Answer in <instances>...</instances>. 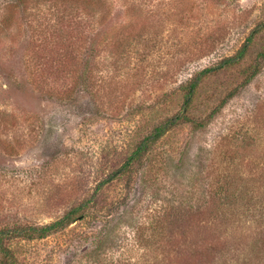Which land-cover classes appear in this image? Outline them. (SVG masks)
<instances>
[{
    "label": "rangeland",
    "instance_id": "rangeland-1",
    "mask_svg": "<svg viewBox=\"0 0 264 264\" xmlns=\"http://www.w3.org/2000/svg\"><path fill=\"white\" fill-rule=\"evenodd\" d=\"M262 23L264 0H0V230L87 203L9 239L17 264H188L209 245L215 264H264V29L202 80L192 121L104 183Z\"/></svg>",
    "mask_w": 264,
    "mask_h": 264
},
{
    "label": "trees",
    "instance_id": "trees-1",
    "mask_svg": "<svg viewBox=\"0 0 264 264\" xmlns=\"http://www.w3.org/2000/svg\"><path fill=\"white\" fill-rule=\"evenodd\" d=\"M95 2V1H94ZM264 29V23L261 25L257 26L250 36L247 38V41L244 43V45L232 56L226 57L223 59L218 66L204 69L198 75L191 81L188 91L185 95V102H184V108L183 112L181 114H177L169 119H167L163 124L160 126L156 127L154 131L146 137L144 140H142L137 146L136 149L132 152V154L128 157L127 161L125 164L116 171L115 173L112 174L110 179L104 181L106 184L107 182L115 179L118 177L120 174H123V172L127 171L136 161L140 160L144 154H146L151 147L159 140L161 137H163L170 129H172L174 126L186 122V121H192L187 116V111L191 107V103L193 102L194 96L197 92V89L202 82L203 79H205L207 76H209L211 73H214L218 70L225 69L228 67H233L236 65H239L242 63L245 58L248 55L249 52V47L250 44L252 43L254 37L260 33ZM261 54V53H260ZM259 66L258 63L255 65V69ZM254 73L248 77L246 82H250L251 79L253 78ZM245 82V83H246ZM225 104V101L222 103V105ZM221 105V106H222ZM218 109V108H217ZM102 183L101 185H103ZM262 190H264V185L262 186ZM264 194V193H263ZM243 198V197H242ZM86 208H87V203H82L79 206L72 208L69 212H67L62 218L47 224L43 226H28V227H23L20 229H8V230H0V252L3 256V264H17V260L15 257L14 252L11 250L10 246L7 245V241L9 239L14 238H25V239H34V238H40L44 239L48 236H50L52 233H56L61 230H65L69 226H71L73 223L84 219L85 214H86ZM264 209V208H263ZM234 213V211H233ZM238 215V214H237ZM236 215V217H237ZM234 227L232 223L227 219L224 222V225ZM231 224V225H230ZM223 223H220V226L222 228ZM167 228L169 230H174V226L171 222L168 223ZM235 228V227H234ZM261 235H264V231L261 232ZM214 235H209V239H211ZM231 241L229 238L226 240V242L222 241V246L227 247L230 242H237V235H235V232L232 233ZM264 238V237H263ZM214 240V237L211 239ZM202 242V241H199ZM238 243V242H237ZM259 244L258 241H254V245L257 246ZM261 246L264 247V240L261 243ZM205 248H199V249H190V252L184 251L186 254V258H188V264H215L216 261V256L219 252L218 247H210L207 246L206 250ZM226 250V249H225ZM236 250H240V245H236ZM216 252L215 257H212V253ZM205 256V257H204ZM239 259H237L238 261ZM243 264V263H242Z\"/></svg>",
    "mask_w": 264,
    "mask_h": 264
}]
</instances>
